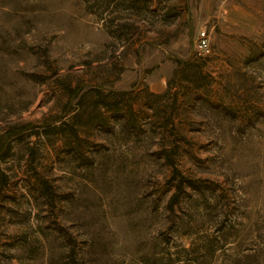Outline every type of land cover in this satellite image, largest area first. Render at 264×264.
I'll return each instance as SVG.
<instances>
[{"label":"rangeland","instance_id":"374dc122","mask_svg":"<svg viewBox=\"0 0 264 264\" xmlns=\"http://www.w3.org/2000/svg\"><path fill=\"white\" fill-rule=\"evenodd\" d=\"M0 264H264V0H0Z\"/></svg>","mask_w":264,"mask_h":264},{"label":"built area","instance_id":"2783aa9c","mask_svg":"<svg viewBox=\"0 0 264 264\" xmlns=\"http://www.w3.org/2000/svg\"><path fill=\"white\" fill-rule=\"evenodd\" d=\"M196 49L199 54L209 53V40L205 30L200 31L197 36Z\"/></svg>","mask_w":264,"mask_h":264}]
</instances>
